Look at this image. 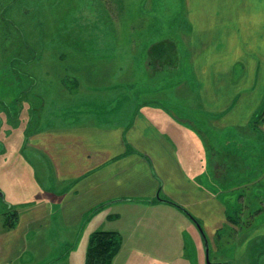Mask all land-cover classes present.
I'll return each instance as SVG.
<instances>
[{
  "label": "crops",
  "instance_id": "0c3cea01",
  "mask_svg": "<svg viewBox=\"0 0 264 264\" xmlns=\"http://www.w3.org/2000/svg\"><path fill=\"white\" fill-rule=\"evenodd\" d=\"M188 15L184 48L166 30L150 45L168 41L171 59H153L150 51L146 59L154 74L186 79L189 104L172 97L176 87H165L172 95L165 103L139 97L163 87L135 95L128 84L81 85L73 100L61 98L33 121L24 140L31 150L20 155L39 191L35 184L31 191L19 187L5 200L17 218L11 227L1 220L0 264H69L83 232L90 239L99 230L88 228L106 206L158 210L173 201L206 220L209 234L224 220L227 187L210 175L211 160L237 136L259 140L251 120L264 105V0H193Z\"/></svg>",
  "mask_w": 264,
  "mask_h": 264
},
{
  "label": "rangeland",
  "instance_id": "374dc122",
  "mask_svg": "<svg viewBox=\"0 0 264 264\" xmlns=\"http://www.w3.org/2000/svg\"><path fill=\"white\" fill-rule=\"evenodd\" d=\"M192 2L0 0V229L5 200H13L19 187L31 191L35 184L39 191L35 176H30L31 183L26 177L24 166L32 169L20 152L31 150L24 140L41 111L48 114L58 108L63 97L73 100L81 85L100 90L128 84L126 91L135 95L140 88L148 92L163 87L159 93L139 97L165 103L172 96L163 91L165 87H176L172 97L189 104L183 92L186 79L169 76L166 80L168 75L154 74L146 55L150 43L165 36L166 30L184 48L181 34L190 23ZM32 55L35 59L29 60ZM14 57L18 64L11 69ZM262 117L264 105L251 120L259 128L258 141L245 143L247 138L237 136L211 160L210 175L227 187L228 203L225 218L213 233H208L206 220H191L185 208L173 201L177 207L164 203L167 207L158 210L133 204L106 206L94 215L88 230L92 229L90 234L94 227L118 232L110 264H264V175L259 176L264 171ZM192 119L200 129L197 118L192 115ZM247 134L251 139V133ZM88 243L85 231L72 249L69 264H85Z\"/></svg>",
  "mask_w": 264,
  "mask_h": 264
},
{
  "label": "trees",
  "instance_id": "16d2710c",
  "mask_svg": "<svg viewBox=\"0 0 264 264\" xmlns=\"http://www.w3.org/2000/svg\"><path fill=\"white\" fill-rule=\"evenodd\" d=\"M168 41L161 40L153 43L149 47L150 55L153 59H155L158 55L163 57V60L168 61L172 57L171 51L168 50ZM23 46H27V44H23ZM35 59V55H32L29 60ZM17 63V59L15 57L10 61V68L13 69ZM2 216L4 217L5 225L7 227L13 226L16 218L17 212L10 207H6V209L2 212ZM118 232L114 230H104L99 229L94 231L89 239L88 247L86 250V258L85 264H110L111 256L118 245Z\"/></svg>",
  "mask_w": 264,
  "mask_h": 264
},
{
  "label": "water",
  "instance_id": "95a60500",
  "mask_svg": "<svg viewBox=\"0 0 264 264\" xmlns=\"http://www.w3.org/2000/svg\"><path fill=\"white\" fill-rule=\"evenodd\" d=\"M0 194L2 195L1 192H0ZM185 212L192 220H195V218L188 211H185ZM205 246H206V258H207V262L209 263V245H208L207 239H205Z\"/></svg>",
  "mask_w": 264,
  "mask_h": 264
}]
</instances>
